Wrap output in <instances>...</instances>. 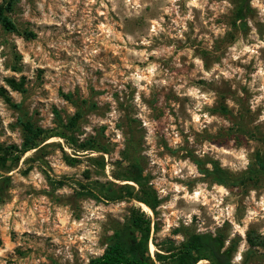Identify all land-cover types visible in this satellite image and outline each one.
I'll return each mask as SVG.
<instances>
[{
  "label": "rangeland",
  "instance_id": "1",
  "mask_svg": "<svg viewBox=\"0 0 264 264\" xmlns=\"http://www.w3.org/2000/svg\"><path fill=\"white\" fill-rule=\"evenodd\" d=\"M240 3L17 0L10 15L19 31L0 24V142L21 146L20 120L53 129L56 110L65 121L81 111L75 135L108 152H76L54 136L0 170L11 176L0 195V264L101 255L143 207L94 198L87 187L127 183L115 176L130 170L128 149L159 201L144 210L158 223L157 243L223 233L234 264H264V175L247 178L264 153V0H250L245 23L236 22ZM65 152L80 161L69 164ZM89 157H104L105 167Z\"/></svg>",
  "mask_w": 264,
  "mask_h": 264
},
{
  "label": "trees",
  "instance_id": "2",
  "mask_svg": "<svg viewBox=\"0 0 264 264\" xmlns=\"http://www.w3.org/2000/svg\"><path fill=\"white\" fill-rule=\"evenodd\" d=\"M17 0H5L0 4V24L9 32H18L19 28L11 13L14 11ZM250 8V0H241L237 8L236 22L245 23V19ZM26 36H31L32 33H24ZM9 85L18 91L24 90V81L18 82L16 79H8ZM1 95L11 103V97L8 96L5 89L1 90ZM71 99L73 95H65ZM18 106V105H14ZM57 127L53 129H45L36 125L31 120H20L24 131L23 142L19 145H6L0 142V170L10 172L13 168L19 165L22 158L29 151H38L48 145L47 140L57 136L66 142L76 152L86 151H103L108 152V148L102 145L95 137L80 140L75 131L79 128V122L83 114L77 111L67 121L64 120L59 111L56 110ZM78 155H83L79 154ZM124 159L129 162L127 174L115 176L116 179L128 181L124 184H119L114 181L101 183L96 187L91 183L87 187L88 195L94 198H102L111 200H135L138 203L147 204L154 211L159 205L156 193L149 184V177L144 173V169L140 162L135 159L131 150L128 149L123 153ZM66 161L74 165L80 161L79 157H72L65 152ZM104 168V157H89ZM220 183L226 182L228 175L227 171L215 166L214 172ZM247 174V173H246ZM264 175V153L258 152L256 155V163L250 171L247 178H258ZM11 176L4 175L0 172V195L5 191V188L10 183ZM130 182H133L131 184ZM159 230L157 222L147 215L140 207H134L131 210L128 223L117 228L114 234L110 237L104 252L101 255L91 258L86 264H198L203 260H207L208 264H234L232 246H226L225 234L218 233H192L177 244L172 239H167L163 243H157L156 238L152 233ZM253 244H259L250 238ZM150 242H153L157 250L152 254Z\"/></svg>",
  "mask_w": 264,
  "mask_h": 264
},
{
  "label": "bare ground",
  "instance_id": "3",
  "mask_svg": "<svg viewBox=\"0 0 264 264\" xmlns=\"http://www.w3.org/2000/svg\"><path fill=\"white\" fill-rule=\"evenodd\" d=\"M140 204L142 205L143 210H145V211H147V212H149V213L152 212V209H151L147 204L142 203V202H140Z\"/></svg>",
  "mask_w": 264,
  "mask_h": 264
}]
</instances>
